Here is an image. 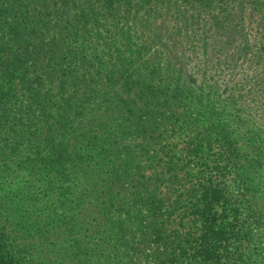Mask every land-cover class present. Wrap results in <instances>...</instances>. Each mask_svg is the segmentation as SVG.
I'll return each instance as SVG.
<instances>
[{
  "label": "rangeland",
  "instance_id": "1",
  "mask_svg": "<svg viewBox=\"0 0 264 264\" xmlns=\"http://www.w3.org/2000/svg\"><path fill=\"white\" fill-rule=\"evenodd\" d=\"M31 2L28 9L33 12L36 5ZM128 3L130 8L119 5L112 15L108 14V22L98 17L87 25L89 35L85 40L78 38L80 45L60 36L58 45L64 47L63 53L70 59L75 77L81 81L80 85L86 84L80 88L90 97L89 104L83 108L82 121L109 122L120 129L128 126L127 120L120 115L118 118L116 111L104 113L107 104L101 98L102 95L107 98L109 89L104 86L105 73H99L105 68L118 75L120 70L119 77L111 78L116 86H122L125 102L134 104L121 106V112L126 114L131 108L145 111L146 105V112L136 114L131 128L134 131L135 126L148 119L151 129L156 131L145 140L166 144L172 150L169 156L173 154L174 160L164 158L166 176L162 174L169 178L170 169L176 167L180 184L174 187L173 180L166 179L161 187L160 195L168 210L174 209V201L187 206L218 199L215 205L218 209L213 213L218 219L212 226L228 239L227 264H264V0H130ZM77 11L87 16L89 10H68L65 16L73 17ZM105 29L122 33L114 48L97 41V34ZM129 41L131 48L127 50ZM78 47L85 51L87 60L74 56ZM118 49L126 50L124 68L115 61L114 52ZM136 50L140 52L139 58L132 56ZM31 61L25 60L28 67L33 66ZM120 78L127 79L128 85L124 86ZM41 80L50 81L57 92L59 82L55 78ZM92 80L96 81L95 86ZM134 85L147 88L142 97L132 90ZM68 91L75 90L68 86ZM76 123L79 122H71L67 129H75ZM143 139L139 134L128 141L137 145ZM143 174L152 175L150 170ZM20 184L17 182V186ZM169 214H172L167 220L171 229L184 219L179 229L185 234L189 225L185 214L182 211ZM57 221L64 224L69 219L56 218L54 213L48 220L43 217L35 223L29 222L28 231L37 228L41 234L31 233L30 239L25 238L31 244L20 247L22 254L31 248L36 264H143L138 261L143 255L136 244L129 245L124 256L117 249L96 251L100 245L98 236L85 239L87 227L94 226L92 222L73 229L75 232L70 228L62 233L64 229L57 228ZM31 224L34 228H29ZM58 231L62 237H58ZM189 234L185 236L188 241H196L201 232L193 228ZM106 241L104 248L112 242L110 235H106Z\"/></svg>",
  "mask_w": 264,
  "mask_h": 264
},
{
  "label": "trees",
  "instance_id": "2",
  "mask_svg": "<svg viewBox=\"0 0 264 264\" xmlns=\"http://www.w3.org/2000/svg\"><path fill=\"white\" fill-rule=\"evenodd\" d=\"M129 1L32 0L38 6L33 12L28 9L29 0H3L0 5V194H3L0 264H36L31 248L23 254L20 250L21 246L30 247L25 238L40 233L37 228L29 232L27 224L43 217L48 220L54 213L56 218L69 219L64 224L57 221V228L64 229L62 233L70 228L75 232L73 229L92 222L94 226L87 227L85 239L98 236L100 245L96 251L117 249L124 256L129 245L136 244L143 255L136 260L143 264H227L228 239L212 226L218 219L213 217L218 199L187 206L174 201L172 211H182L189 225L185 234L179 229L184 219L177 221L176 228L169 227L167 220L172 211L168 210L160 190L166 179L173 180L174 187L180 184L176 167L170 169L169 178L162 174H166L167 168L164 158L174 160V156H169L172 150L166 144L145 140L156 131L151 129L148 119L135 126L134 131L131 128L136 114L146 112V105L145 111L131 108L126 114L121 112L120 108L134 104L125 102L122 86H116L111 78L119 77L120 70L118 75L105 68V72L99 73H105L104 86L109 89L107 98L106 95L101 98L106 99L104 113L116 111L118 118L120 115L127 120L128 126L120 129L109 122L82 121L83 108L89 104L90 97L80 88L86 84L80 85L81 81L75 77L71 61L63 53L64 47L58 45L60 36L79 44L78 38L85 40L89 35L87 25L98 17L108 22L106 16L112 15L119 5L130 8ZM84 9L89 10L87 16H81L78 11L73 17L65 16L68 10L83 12ZM120 36L122 33L105 29L97 34V41L114 48ZM130 44L129 41L125 49H130ZM125 49L114 52L117 65L120 63L123 68L127 64ZM14 53H20V58ZM139 54L136 50L132 56L139 58ZM74 56L87 60L81 47ZM29 59L31 67L25 63ZM44 77L59 82L56 93L50 81L43 83ZM119 80L128 85L127 79ZM95 85L96 81L92 80V86ZM68 86L76 92H69ZM132 90L142 97L147 88L134 85ZM71 122L79 123L75 129L68 130ZM139 134L144 138L139 144L128 141ZM146 170H150V177L143 174ZM17 182L21 184L17 186ZM30 191L33 192L29 196ZM193 228L201 235L196 241H188L185 236ZM62 233L56 234L62 237ZM106 235H110L112 242L104 248L108 242Z\"/></svg>",
  "mask_w": 264,
  "mask_h": 264
}]
</instances>
